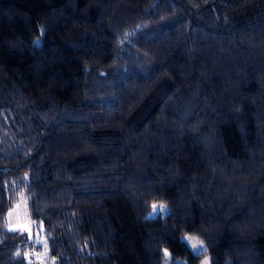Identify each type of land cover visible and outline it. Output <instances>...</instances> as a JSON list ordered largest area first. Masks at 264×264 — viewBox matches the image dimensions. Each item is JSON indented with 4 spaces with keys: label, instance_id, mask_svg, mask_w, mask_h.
Masks as SVG:
<instances>
[{
    "label": "trees",
    "instance_id": "trees-1",
    "mask_svg": "<svg viewBox=\"0 0 264 264\" xmlns=\"http://www.w3.org/2000/svg\"><path fill=\"white\" fill-rule=\"evenodd\" d=\"M21 197L56 264H264V0H0V264Z\"/></svg>",
    "mask_w": 264,
    "mask_h": 264
},
{
    "label": "rangeland",
    "instance_id": "rangeland-1",
    "mask_svg": "<svg viewBox=\"0 0 264 264\" xmlns=\"http://www.w3.org/2000/svg\"><path fill=\"white\" fill-rule=\"evenodd\" d=\"M167 208L164 205L155 204L152 206L150 216L157 214H165ZM9 229L17 230L27 234L34 241L35 249L29 251V256L34 264H56L54 258L50 257L47 251V245L39 225H34L28 215L26 200L21 197L13 209L8 214ZM182 240L186 243L193 254L199 255L206 251L204 243L190 235H185ZM199 264H211L210 258L207 255L201 257Z\"/></svg>",
    "mask_w": 264,
    "mask_h": 264
}]
</instances>
